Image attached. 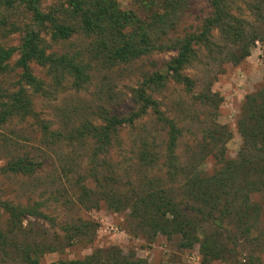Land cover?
I'll list each match as a JSON object with an SVG mask.
<instances>
[{
	"label": "rangeland",
	"instance_id": "rangeland-1",
	"mask_svg": "<svg viewBox=\"0 0 264 264\" xmlns=\"http://www.w3.org/2000/svg\"><path fill=\"white\" fill-rule=\"evenodd\" d=\"M26 1L0 0V21L4 22L0 24L1 45L18 46L20 33L29 22ZM66 1L35 0V3L42 12L55 13ZM230 2V13L249 25L257 24L256 17L257 20H264V0ZM115 3L120 11L136 22V26L147 27L146 33L151 37L153 47L130 61L102 66L93 61L88 52V40L80 36L75 35L56 44L49 43L51 50L57 54L80 52L83 60L91 65L89 81L82 89L75 91L69 78L64 77L58 87L47 89V96L32 98L35 118L48 123L50 131L63 132L83 121L99 122L97 115L102 111L123 118L135 112L134 91L142 88L149 74L163 72L165 64L175 55L174 51L165 47L167 40L194 32L211 12L210 0H115ZM253 6H257V12ZM256 13L258 15H254ZM211 34L212 41L220 44L217 32L213 30ZM213 58L198 49L197 60L183 71L194 81L192 95L209 88L212 94L218 96L220 101L213 111L193 103L191 94H186L179 85L170 81L160 92L151 93L157 103L156 109L172 119L181 131L174 151L181 165L189 157L191 149L194 154L199 151L198 147L194 149V145L199 143L201 130L209 127L208 122L211 121L227 129L229 137L224 143L225 158L235 159L241 146L235 127L240 107L244 97L254 93L264 83V42L256 41L248 56L237 64L227 61L224 55H214ZM31 68L33 74L47 86L49 78L45 69L36 65H31ZM15 73L3 76L0 88L5 89L12 84ZM163 142L162 126L155 122L149 108L142 117L117 128L109 147L101 149L95 158L98 188L91 177H86V162L93 150L92 140L68 143L61 137L44 138L35 120L11 119L0 127V167L20 154L39 164L29 176L0 173V202L22 206L33 203L40 214L24 217L22 233L16 232L15 235L17 242L25 238L27 243L43 245L34 257L38 264L85 263V258L94 250L109 247H116L124 256L146 264H225L219 259L204 257L199 241L190 247H183L185 241L179 235H153L148 229H137L129 209L114 211L101 198L103 191L111 190L129 196L131 190L144 191L152 185L155 188L159 180L169 187L170 181L166 183L160 165L164 155ZM143 152L146 159L141 163ZM210 166L206 161L199 168L209 172ZM179 180L178 177L176 182ZM83 187L92 194L79 204L80 189ZM175 194L177 199H181L177 191ZM251 199L261 207L262 216L255 229L234 245L225 241L223 233L214 226L201 224L195 215L191 218L196 230L200 227L207 234H222L215 240L228 248L234 246L240 262L247 256L259 257L264 262V194H256ZM83 222H90L94 227L84 230V236L75 235L72 226ZM7 228V214L0 205V232L5 233ZM227 230L232 237L234 231L228 227ZM196 234L201 240L202 232L198 230Z\"/></svg>",
	"mask_w": 264,
	"mask_h": 264
},
{
	"label": "trees",
	"instance_id": "trees-1",
	"mask_svg": "<svg viewBox=\"0 0 264 264\" xmlns=\"http://www.w3.org/2000/svg\"><path fill=\"white\" fill-rule=\"evenodd\" d=\"M230 1L210 0L211 12L197 30L167 40L165 47L174 51L175 55L165 64L163 72L149 74L142 88L134 91L135 112L123 118L102 111L97 115L99 122L83 121L61 132L50 131L48 123L35 118L32 98L47 96V89L58 87L64 77L69 78L72 89H82L89 81L91 65L83 60L80 52L57 54L51 50L49 43L56 44L75 35L80 36L88 40V52L93 61L102 66L137 58L148 52L153 43L146 33L147 27L136 26L128 14L118 9L115 0H67L55 13H44L35 0H27L29 22L20 33L18 46L5 47L0 44V79L16 72L13 75L15 81L5 89L0 88V127L13 118L31 119L36 121L44 138L61 137L68 143L92 140L93 150L90 160L86 162V177H91L97 186L99 174L95 158L98 152L109 147L117 128L142 117L147 108L152 109L155 122L163 130L164 155L160 165L170 186L159 180L155 188L152 185L144 191L131 190L129 196L111 190L103 191L101 198L114 211L129 209L136 228L141 231L148 229L153 235H179L185 241L183 247H190L199 241L204 257L219 259L225 264H264L254 256H247L240 262L234 246L228 248L215 240V237L222 235L219 232L207 234L198 227L202 232L201 240H198V230L194 228L191 218V215H195L201 224L214 226L223 233L224 240L233 245L259 223L262 209L251 197L264 194V83L254 93L244 97L235 122L241 146L233 160L225 158L224 143L229 137L227 129L211 121L208 122L209 127L201 130L199 143L194 145V149L198 147L199 151L194 154L191 149L184 164L178 163L174 151L181 131L172 119L156 109L157 103L151 96V93L160 92L170 81L179 85L186 94H191L193 103L206 110L216 109L220 101L218 96L212 94L209 88L192 95L194 81L183 74L197 60L198 49H202L212 60L214 55H224L227 61L237 64L248 56L256 41L264 42V20H257L256 17L257 24L249 25L230 13ZM252 8L257 12V6ZM213 30L217 32L220 44L212 41ZM13 56H16L15 60L10 63ZM31 65L45 69V75L49 78L47 86L33 74ZM143 154L141 163L146 159ZM206 161L211 164L209 172L199 168ZM38 165L22 154L14 155L0 167V173L29 176L37 170ZM178 177L180 180L176 182ZM149 183L152 184L151 181ZM80 191L82 198L78 199L79 204L92 194L84 187ZM176 191L181 199L176 198ZM0 205L7 214L8 227L5 233L0 232V264H38L34 257L40 253L43 245L27 243L25 238L17 242L15 236L16 232H21L24 217L40 215L35 205L22 206L9 202H0ZM92 226L90 222H83L72 226L71 230L75 235L84 236V230ZM227 227L234 231L232 237ZM85 259L86 264H146L142 260L124 256L116 247L94 250ZM85 263L68 261L53 264Z\"/></svg>",
	"mask_w": 264,
	"mask_h": 264
}]
</instances>
